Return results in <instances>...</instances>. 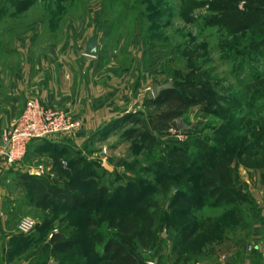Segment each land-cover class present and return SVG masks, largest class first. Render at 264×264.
<instances>
[{"label": "rangeland", "instance_id": "rangeland-1", "mask_svg": "<svg viewBox=\"0 0 264 264\" xmlns=\"http://www.w3.org/2000/svg\"><path fill=\"white\" fill-rule=\"evenodd\" d=\"M0 26V41L32 38L31 55L51 59L66 80L89 60L90 42L100 58L94 85L78 87V149H63L65 156L33 149L26 157L38 159L33 168L61 160L46 174L51 183L61 167L72 174L74 160L97 187L90 197L76 191L77 209L63 202L18 211L36 229L16 259L104 264L114 239L142 264H219L228 256L238 264L253 234L264 240V0H0ZM180 83L209 91L200 98L193 90L198 103L160 133L151 119L167 108L149 105L154 88ZM84 109H98L94 127ZM146 130L153 142L138 137ZM222 168L241 202L204 198L202 185L212 192ZM101 188L108 197L94 199ZM189 196L195 206L181 204ZM56 234L79 246L53 253Z\"/></svg>", "mask_w": 264, "mask_h": 264}, {"label": "crops", "instance_id": "crops-1", "mask_svg": "<svg viewBox=\"0 0 264 264\" xmlns=\"http://www.w3.org/2000/svg\"><path fill=\"white\" fill-rule=\"evenodd\" d=\"M15 8L17 9V7ZM16 30L14 28L13 33ZM0 33H3V29L0 30ZM32 43V38L29 40V37L21 41L14 37V40L12 38L9 43L0 41V145L2 132L14 126L25 112L28 102L35 95H38L37 97L41 99L44 106L61 109L73 116L74 122L83 121V118L81 119L83 113L78 117V87H81L84 81L90 86L94 85L98 75L96 74L98 69L94 67L96 61L100 59L97 56L78 62L80 67L78 70L82 71L74 78L66 80L61 76L60 69L50 68V64H54L51 59H35L31 55ZM88 91L93 96L92 88H89ZM70 104L73 106L71 113L69 112L71 111ZM79 111L81 112V110ZM97 111L98 109L87 111L84 109V119L88 122V126L94 127L99 120ZM86 112L89 113L87 116ZM65 148L78 149V131L49 140L36 141L30 146L29 151L32 152L34 149L37 153L43 149H53V152L65 156L62 153ZM28 159L14 168L6 169L4 160L0 157V264L5 263L4 258L8 264L9 262L10 264H26L25 261L24 263L16 258L20 257L22 250L31 245L29 236H21L17 232L18 223L23 218L18 217V211L35 208L32 196L26 193L22 187L21 177L28 175L37 181L44 179L48 181L49 178L46 174L52 173L56 169L55 164L51 167H40L41 165L37 163L38 159L35 157L30 161ZM36 164L40 166L33 168L32 165ZM240 255L238 264H264V240L259 238L257 232L242 246ZM17 260L18 262L15 263ZM234 261L236 260H231L228 256L221 258L219 264H236Z\"/></svg>", "mask_w": 264, "mask_h": 264}, {"label": "trees", "instance_id": "trees-1", "mask_svg": "<svg viewBox=\"0 0 264 264\" xmlns=\"http://www.w3.org/2000/svg\"><path fill=\"white\" fill-rule=\"evenodd\" d=\"M196 91L200 98L206 96L209 90H196L190 86L184 84H177L176 88L173 90L164 92L160 95L159 98L153 100L149 105L152 107L162 106L166 107L167 111L162 112L157 115L155 119L159 122L158 126H154V130H157L160 133H165L169 130L171 122L176 119L182 118L185 116L189 110L198 103L194 101L192 91ZM120 121V120H118ZM114 123H117L115 121ZM138 137L146 139L153 142L155 137L152 136L147 130L143 134H139ZM55 165V168L61 166V160ZM70 171L72 169V174H68L67 171L60 168V174L57 175V178H53L51 183L50 181L43 180L37 181L31 178L28 175L21 177V183L24 191L32 196L33 204L38 209L52 210L53 207L57 208L63 202H72V208L77 209L81 205V200L76 194V191L81 187V191L86 197H90L91 192L90 188L96 189L97 180L93 179L95 175H90L89 179L83 178L78 174V164L76 161H71ZM219 168V167H218ZM212 172H208L210 174ZM216 180V183L212 185V192L207 191L208 188H211L209 184L202 185V194L204 198L210 197L211 199L217 198L219 202H226L229 204H236L241 202L240 195L231 188L233 179L230 175V171L227 168H222L221 174H213ZM65 178L68 180L67 183H64ZM33 179V180H32ZM64 183V188H61L58 184ZM94 199H104L108 197V191L104 188H101L96 194H93ZM181 204L188 206H195L196 199L193 196L187 197L185 200L181 201ZM90 245L92 248H95L97 245L90 237ZM79 246V240L74 242H69L64 239L62 234H56L51 243L50 247H53V253L67 252L71 249ZM103 262L104 264H142V260L130 253L126 245L123 242L111 239L105 245L103 252Z\"/></svg>", "mask_w": 264, "mask_h": 264}, {"label": "built area", "instance_id": "built-area-1", "mask_svg": "<svg viewBox=\"0 0 264 264\" xmlns=\"http://www.w3.org/2000/svg\"><path fill=\"white\" fill-rule=\"evenodd\" d=\"M80 124L74 122L69 114L44 106L38 98H32L21 118L2 132L0 157L5 168L11 169L24 162L30 146L36 141H44L78 131ZM36 229L35 224L23 219L17 232L30 236Z\"/></svg>", "mask_w": 264, "mask_h": 264}, {"label": "water", "instance_id": "water-1", "mask_svg": "<svg viewBox=\"0 0 264 264\" xmlns=\"http://www.w3.org/2000/svg\"><path fill=\"white\" fill-rule=\"evenodd\" d=\"M87 56L90 58H96L98 56V45L96 41L90 42L88 46ZM170 90H173V86L171 84H167L163 86H155L153 92L155 99L159 98L162 93ZM105 169L110 173L112 172V169L109 166H105Z\"/></svg>", "mask_w": 264, "mask_h": 264}]
</instances>
